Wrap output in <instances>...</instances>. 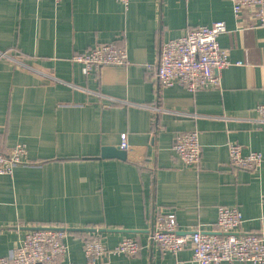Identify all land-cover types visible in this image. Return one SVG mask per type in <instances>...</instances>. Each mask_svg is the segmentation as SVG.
<instances>
[{"label":"crops","instance_id":"1","mask_svg":"<svg viewBox=\"0 0 264 264\" xmlns=\"http://www.w3.org/2000/svg\"><path fill=\"white\" fill-rule=\"evenodd\" d=\"M223 21L219 42L231 65L221 88L191 93L161 87L160 45L198 25ZM128 51L129 64L85 75L74 54L106 42ZM0 152L23 143L33 164L0 175V256L30 227L118 228L145 247L105 264H198L189 249L163 253L148 241L157 212L173 214L180 232L209 230L218 207H238V231L264 233V26L231 0H0ZM197 129L201 161L185 164L175 136ZM126 134L129 150L121 148ZM258 151V170L233 167L228 146ZM119 147L126 158H103ZM86 231H70L67 262L85 264ZM66 263V262H65ZM219 264H259L221 262ZM264 264V263H261Z\"/></svg>","mask_w":264,"mask_h":264},{"label":"built area","instance_id":"2","mask_svg":"<svg viewBox=\"0 0 264 264\" xmlns=\"http://www.w3.org/2000/svg\"><path fill=\"white\" fill-rule=\"evenodd\" d=\"M59 2L60 0H55ZM125 9L131 0H117ZM233 13L240 17L249 11L264 26V0H231ZM227 30L223 21L211 25H198L183 35L164 41L160 45V57L155 69L161 87L181 85L191 93L200 90L220 89L221 73L231 65L229 50L222 47L219 36ZM1 56L9 55L1 51ZM128 51L117 42H106L73 55L72 61L82 65V71L89 75L99 73L105 65L126 66ZM261 128L264 129V102L256 107ZM200 132L178 133L172 149L184 163L197 167L201 161ZM121 148L129 150L126 134H122ZM229 162L233 167L258 170L263 155L258 151L243 152V146L231 142L228 146ZM25 144L18 143L6 152H0V175H12L19 165H30ZM243 215L238 207L221 205L215 224L209 230L200 228L180 232L173 214L157 212L154 227L148 241L156 244L163 253L177 255L189 249L191 261L198 264H219L221 262L264 263V233L238 231ZM25 233L19 244L7 255L0 256V264H77L69 260L66 242L69 231L60 225H41ZM98 229V228H96ZM100 229V228H99ZM98 230L86 231L83 239L85 264H105L113 256H136L145 245L137 238L126 236L115 245H107ZM66 262V263H65Z\"/></svg>","mask_w":264,"mask_h":264},{"label":"water","instance_id":"3","mask_svg":"<svg viewBox=\"0 0 264 264\" xmlns=\"http://www.w3.org/2000/svg\"><path fill=\"white\" fill-rule=\"evenodd\" d=\"M101 157L103 158H110V157H116L120 159L126 158V152L122 150L119 147H104L101 152ZM31 229H37V228H43V227H30ZM68 231H88V232H96L97 230L99 232L103 231H119V232H132V230H124V229H118V228H70L67 227Z\"/></svg>","mask_w":264,"mask_h":264},{"label":"bare ground","instance_id":"4","mask_svg":"<svg viewBox=\"0 0 264 264\" xmlns=\"http://www.w3.org/2000/svg\"><path fill=\"white\" fill-rule=\"evenodd\" d=\"M183 161V160H182ZM184 162V161H183ZM186 164V163H185ZM188 165V164H187ZM192 167H195V166H192ZM70 232V231H69Z\"/></svg>","mask_w":264,"mask_h":264},{"label":"rangeland","instance_id":"5","mask_svg":"<svg viewBox=\"0 0 264 264\" xmlns=\"http://www.w3.org/2000/svg\"><path fill=\"white\" fill-rule=\"evenodd\" d=\"M36 227V226H35Z\"/></svg>","mask_w":264,"mask_h":264}]
</instances>
